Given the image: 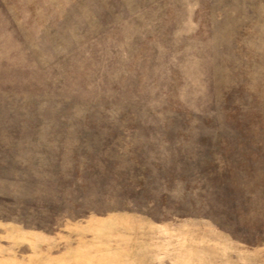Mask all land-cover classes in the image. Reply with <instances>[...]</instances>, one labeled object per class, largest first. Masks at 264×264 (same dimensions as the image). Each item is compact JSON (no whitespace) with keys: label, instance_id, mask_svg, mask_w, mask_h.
I'll return each instance as SVG.
<instances>
[{"label":"rangeland","instance_id":"1","mask_svg":"<svg viewBox=\"0 0 264 264\" xmlns=\"http://www.w3.org/2000/svg\"><path fill=\"white\" fill-rule=\"evenodd\" d=\"M0 264H264V0H0Z\"/></svg>","mask_w":264,"mask_h":264}]
</instances>
